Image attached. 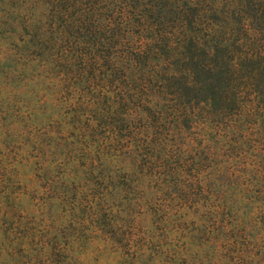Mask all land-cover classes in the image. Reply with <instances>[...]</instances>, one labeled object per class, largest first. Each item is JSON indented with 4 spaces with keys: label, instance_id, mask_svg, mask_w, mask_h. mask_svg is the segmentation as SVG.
I'll return each mask as SVG.
<instances>
[{
    "label": "trees",
    "instance_id": "obj_1",
    "mask_svg": "<svg viewBox=\"0 0 264 264\" xmlns=\"http://www.w3.org/2000/svg\"><path fill=\"white\" fill-rule=\"evenodd\" d=\"M0 264H264V0H0Z\"/></svg>",
    "mask_w": 264,
    "mask_h": 264
},
{
    "label": "rangeland",
    "instance_id": "obj_2",
    "mask_svg": "<svg viewBox=\"0 0 264 264\" xmlns=\"http://www.w3.org/2000/svg\"><path fill=\"white\" fill-rule=\"evenodd\" d=\"M123 166H124L125 168H128V167H130V164H129V163H125Z\"/></svg>",
    "mask_w": 264,
    "mask_h": 264
}]
</instances>
